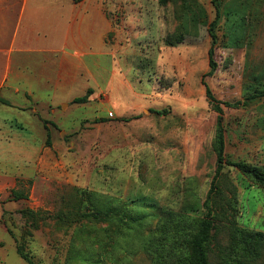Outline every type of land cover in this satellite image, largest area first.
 <instances>
[{"label":"rangeland","instance_id":"374dc122","mask_svg":"<svg viewBox=\"0 0 264 264\" xmlns=\"http://www.w3.org/2000/svg\"><path fill=\"white\" fill-rule=\"evenodd\" d=\"M105 10L112 28L99 68L89 60L93 78L84 71L54 100L0 97V127L23 125L27 138L0 133V161L16 169L0 192V264H32L20 243L33 264H182L218 168L207 86L224 109L226 160L264 169V0H105ZM89 88L88 102L67 100ZM217 185L210 205L264 232V184L224 164Z\"/></svg>","mask_w":264,"mask_h":264},{"label":"crops","instance_id":"0c3cea01","mask_svg":"<svg viewBox=\"0 0 264 264\" xmlns=\"http://www.w3.org/2000/svg\"><path fill=\"white\" fill-rule=\"evenodd\" d=\"M111 28L105 0H0V97L12 103L13 96L20 95L54 100L83 79L84 71L93 78L89 60L99 68L98 55L104 54ZM76 97L67 100L71 103ZM36 105L31 107L34 113ZM17 127L18 132L5 134L2 126L0 133L7 141H27L26 127ZM15 173L0 161V192L10 188V174Z\"/></svg>","mask_w":264,"mask_h":264},{"label":"trees","instance_id":"16d2710c","mask_svg":"<svg viewBox=\"0 0 264 264\" xmlns=\"http://www.w3.org/2000/svg\"><path fill=\"white\" fill-rule=\"evenodd\" d=\"M220 12L217 10L214 21L210 24V34L213 41L217 39L214 31L215 25L219 19ZM212 49L210 51V63L212 65L211 72L215 69V62L212 56ZM207 96L213 105L214 109L218 111V139H217V155H218V168L216 175L212 180V187L205 201L207 213L201 218L195 230L190 235V255L182 262V264H254L255 262L264 259V232L251 231L240 227L236 221L235 215L229 219L226 216V210L223 209L217 200H214L216 207L210 205V198L214 192L215 195L219 194L220 188L217 185L221 168L224 164H231L238 167L242 172L252 175L261 184H264V169L252 167L244 162H232L226 160L225 154V130L223 126V107L216 96L211 92L207 86ZM94 92L93 88H89L87 93L73 99V103H86L89 101L90 95ZM258 95L253 94L246 98L245 101L253 99ZM5 101V100H4ZM245 101H237L235 103L224 102L226 105H240ZM169 110H157L159 114H166ZM48 144H51L50 133H48ZM12 194L17 199L27 198V194H23L19 190H12ZM98 218V215H95ZM226 218V222L220 224ZM214 230V231H213ZM224 232L228 236L226 244L219 240V234ZM19 254L30 263H34L32 256L26 252L23 243L18 244Z\"/></svg>","mask_w":264,"mask_h":264},{"label":"built area","instance_id":"2783aa9c","mask_svg":"<svg viewBox=\"0 0 264 264\" xmlns=\"http://www.w3.org/2000/svg\"><path fill=\"white\" fill-rule=\"evenodd\" d=\"M110 115H113V113L111 112Z\"/></svg>","mask_w":264,"mask_h":264}]
</instances>
